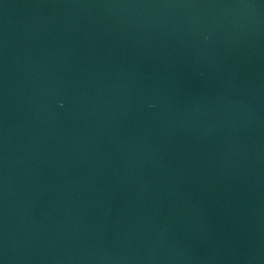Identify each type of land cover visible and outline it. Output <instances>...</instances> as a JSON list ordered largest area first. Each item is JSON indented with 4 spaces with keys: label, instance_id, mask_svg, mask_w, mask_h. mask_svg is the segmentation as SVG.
Listing matches in <instances>:
<instances>
[{
    "label": "water",
    "instance_id": "1",
    "mask_svg": "<svg viewBox=\"0 0 264 264\" xmlns=\"http://www.w3.org/2000/svg\"><path fill=\"white\" fill-rule=\"evenodd\" d=\"M0 264H264V0H0Z\"/></svg>",
    "mask_w": 264,
    "mask_h": 264
}]
</instances>
